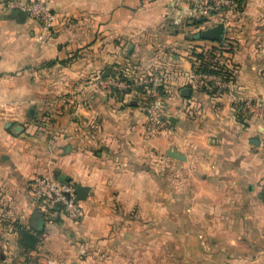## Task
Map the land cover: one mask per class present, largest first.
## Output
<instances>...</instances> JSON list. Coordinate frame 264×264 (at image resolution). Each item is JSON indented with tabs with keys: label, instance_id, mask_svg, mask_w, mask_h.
Listing matches in <instances>:
<instances>
[{
	"label": "crops",
	"instance_id": "obj_1",
	"mask_svg": "<svg viewBox=\"0 0 264 264\" xmlns=\"http://www.w3.org/2000/svg\"><path fill=\"white\" fill-rule=\"evenodd\" d=\"M42 1L54 15L48 31L0 0V264H81L98 231L124 247L108 261L137 264L145 238L182 245L179 258L168 254L181 264H264L263 122L187 77L202 52L232 75L234 92L264 96V0H236L198 25L173 23L184 0ZM219 21L222 41L194 37ZM107 68L164 74L170 135L146 138L144 90L92 84ZM36 175L86 186L81 220L32 203ZM21 229L33 248L21 247Z\"/></svg>",
	"mask_w": 264,
	"mask_h": 264
},
{
	"label": "built area",
	"instance_id": "obj_2",
	"mask_svg": "<svg viewBox=\"0 0 264 264\" xmlns=\"http://www.w3.org/2000/svg\"><path fill=\"white\" fill-rule=\"evenodd\" d=\"M9 9H21L27 15L37 19L44 31H48L54 20V15L47 4L41 0H2ZM187 8L183 14L173 19L179 24L183 19L193 21L203 19L207 21L214 13H222L236 6V0H184ZM213 71L196 69L189 72L190 80L200 86L209 87L217 91L227 92L235 110L243 108L245 111L259 117L264 127V96L249 98L232 90L233 77L218 64L211 67ZM126 69L115 68L107 76L98 74L92 84L105 90L123 94H139L144 92L145 124L144 134L147 139L158 136H168L172 133L171 123L165 113L163 101L164 74L146 72L137 79L125 72ZM27 193L32 203L52 217L62 213L69 220H79L84 216L81 202L76 199L75 186L45 175H36L27 181ZM84 249L80 250L82 254ZM45 264H62L55 258H48Z\"/></svg>",
	"mask_w": 264,
	"mask_h": 264
},
{
	"label": "rangeland",
	"instance_id": "obj_3",
	"mask_svg": "<svg viewBox=\"0 0 264 264\" xmlns=\"http://www.w3.org/2000/svg\"><path fill=\"white\" fill-rule=\"evenodd\" d=\"M125 72H127L129 74L128 69H126ZM60 216H62L64 218V215L62 213H60ZM80 220H81V218H80ZM74 230H75L74 228L71 229L70 227L65 228L66 234H69V232L74 231ZM171 230L174 231V229H171ZM115 231L119 232L120 230H115ZM164 231H166V230H164ZM176 231L177 230H175V232ZM112 232L114 234V231H112ZM78 233L81 235H84V237L86 236L85 232L81 233L80 231H78ZM144 233H146L145 230H144ZM164 234H165V232H164ZM164 234L161 235V238H164V236H165ZM94 235H95L94 242H93V240L92 241L86 240V242L82 244V247L84 248V252L82 254L80 253L81 255H79V256H81V259L83 260L81 262V264H126V262H123V261L121 262L118 259L117 260L115 259V261H113V260L108 261V259H107L108 256L106 255L107 254L106 251L108 252V250H113V251L122 252L124 250V247L119 248L118 245L117 246L116 245H111V246L108 245V243L111 242V240H108V238L110 237V234H106V233H102V232L98 231ZM67 237H68V235H67ZM145 241H146V239L144 238V244H143L144 246H143V250H142L143 251L142 257L143 258L140 262H137V264H181V261L180 262L179 261H174V262L169 261L168 260V254L173 253L175 256H177V258H179V256H181V253L184 250V247L182 245L169 244L167 241H164L161 243V241H159V244H154L153 246L150 247V244H146ZM77 244H79V243H77ZM78 247L81 248V246H78ZM110 247H112V248H110ZM146 252H148V253H146ZM151 254L153 256H155V258H157V260H152L150 258ZM71 262L72 261H70V264H73ZM36 263H38V262H36ZM42 263H43V261H42Z\"/></svg>",
	"mask_w": 264,
	"mask_h": 264
},
{
	"label": "water",
	"instance_id": "obj_4",
	"mask_svg": "<svg viewBox=\"0 0 264 264\" xmlns=\"http://www.w3.org/2000/svg\"><path fill=\"white\" fill-rule=\"evenodd\" d=\"M14 13L21 18V20L27 16V12L25 10L21 9H15ZM200 20L199 18L197 19ZM225 34V28L224 23L222 21H219L213 25L210 26H204L201 27L198 31H196L194 37L195 38H201L205 40H211V41H222ZM109 68L105 72L102 73L103 76H107L109 74ZM190 92L189 88H184L181 90L182 96H188ZM33 111L32 108L29 109V114H31ZM10 123H6L5 126H9ZM251 142L257 143L255 139H251ZM171 156H174V154H171ZM63 181V180H61ZM88 192V188L86 186H82L80 184H76L75 186V194L76 199L79 201H83L86 198Z\"/></svg>",
	"mask_w": 264,
	"mask_h": 264
},
{
	"label": "trees",
	"instance_id": "obj_5",
	"mask_svg": "<svg viewBox=\"0 0 264 264\" xmlns=\"http://www.w3.org/2000/svg\"><path fill=\"white\" fill-rule=\"evenodd\" d=\"M190 22H192L195 25H198V24L203 22V19H200L199 21L197 19H194L193 21H190ZM211 50H214V48ZM195 57H196V60L198 61V66L196 69L213 71V69L211 67L212 66L215 67V63H209V61L204 60L203 59L204 55L202 52L196 53ZM18 234L20 236L19 240L22 243L21 247H23L24 249L27 250V249H31L35 246V244L37 242V238L34 235L28 233L26 230H23V229L19 230Z\"/></svg>",
	"mask_w": 264,
	"mask_h": 264
}]
</instances>
